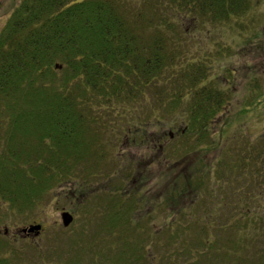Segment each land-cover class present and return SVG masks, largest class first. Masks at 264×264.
<instances>
[{"label":"trees","instance_id":"obj_1","mask_svg":"<svg viewBox=\"0 0 264 264\" xmlns=\"http://www.w3.org/2000/svg\"><path fill=\"white\" fill-rule=\"evenodd\" d=\"M255 2H14L0 32V218L56 191L81 222L70 257L61 259L60 233L34 246L41 259L53 246L61 263L82 262L93 244L82 216L101 221L122 254L138 231L149 239L165 228L171 258L264 264V132L227 134L234 73L213 69L232 45L192 44L212 26L242 34ZM253 86L242 112L264 102ZM12 242L5 232L0 250L20 254ZM2 253L0 264H12Z\"/></svg>","mask_w":264,"mask_h":264},{"label":"rangeland","instance_id":"obj_2","mask_svg":"<svg viewBox=\"0 0 264 264\" xmlns=\"http://www.w3.org/2000/svg\"><path fill=\"white\" fill-rule=\"evenodd\" d=\"M15 1L17 0H0V32L7 21V16L10 14V10ZM254 6L255 12L250 20H248L249 22L247 21L245 24V27L248 28L244 30L242 34L239 35L238 31L233 30L227 25L219 30L212 26V34L208 35L209 31L203 30L200 32L201 34L197 33L196 38L199 37L198 39L192 40V44L195 45L194 47H196L198 40L206 42V40L209 39L208 44H210L213 49L219 47V43H216L219 41L224 45H232V50L229 52L231 54L226 52L225 55H222L219 60H217L218 63L215 69H213V72L219 73V76L223 79L226 78V76L230 78V74L234 73V77L231 80L234 93L231 98L233 105L230 107L231 109L229 108L227 111V116L230 115V122H228L227 125V134H229L230 137L236 136L237 140L246 136H257V134L264 132V102L259 107L255 108L254 111L252 109L250 112H242L245 107L244 104L249 101V90L254 87L253 85H259V92L264 93V36H257V34L264 32V0H258V3L255 2ZM249 41H251V44ZM240 112H242V114H240ZM2 134H4V130L0 125V136ZM219 150H211L209 156H214ZM55 192L53 193L52 191V193L41 202L39 207L26 211L23 215L9 214L8 216L3 215L0 218V237L5 235V229H7V239L11 238L14 248L22 251L20 254L16 255V253L12 251H5L6 249L0 250L4 251V253H2L4 257L11 259L12 264H65L61 263L62 261L56 256L54 252L55 247L53 248L52 246L50 249L53 251L51 258L42 259V256H38L37 247H34L37 246L39 242L47 244L46 239L48 236L54 237L60 233H63L64 241L66 240L63 245L60 244V246L65 248L61 259L70 257V254L66 253L67 247H70L68 245L69 240L67 239H71L72 236L76 235V225L77 223L81 224V222L80 219L76 218L77 214L70 210V198L64 197L58 199L56 197V193L58 192ZM79 208L80 213L85 211L84 203L81 202ZM64 210L70 211L74 215V221L70 226L65 227V229L63 228L64 225L62 221V212ZM81 218L83 221L82 226H85L86 233L87 235L89 234V241L93 240V244L91 247L88 246L87 254L82 256L83 260L80 264H110L112 262V257H114L113 260H116L118 264H188L182 257L171 258L169 256V237L163 226L161 228H164L163 230L157 229V232L152 236L153 238L149 239L148 237L150 236L146 228L138 231L133 236V246L127 248V252H124L123 255L121 242L117 241L118 238H113L111 234L106 233L104 229H102L101 221L98 219L90 220V222L95 221L92 226L89 222H84L82 216ZM155 222L158 223V227H161V218L157 219V221L155 220L153 224H156ZM30 224H41V233L39 235H35L34 233L27 235L20 231L23 227ZM96 230H100V236L96 235ZM45 231L47 233H45ZM214 234L219 235L220 232ZM22 235H26V237L30 239L29 244L23 242L24 240H20V236ZM102 238L106 241L102 240ZM182 238H180L179 243L182 241ZM41 239L43 240L40 241ZM107 240L112 242V247L108 244ZM188 240L196 244L194 242L195 234H193L192 239L188 237ZM54 246L56 245L54 244ZM171 246L174 247L176 244H172ZM49 247L50 245H43L40 248H42L41 251L46 252V255H48L49 252L47 248Z\"/></svg>","mask_w":264,"mask_h":264},{"label":"water","instance_id":"obj_3","mask_svg":"<svg viewBox=\"0 0 264 264\" xmlns=\"http://www.w3.org/2000/svg\"><path fill=\"white\" fill-rule=\"evenodd\" d=\"M74 220V216L70 211L64 210L62 212V221L65 227H68ZM22 233L30 234L34 233L35 235H39L42 231L41 224H30L29 226L23 227L21 229Z\"/></svg>","mask_w":264,"mask_h":264}]
</instances>
